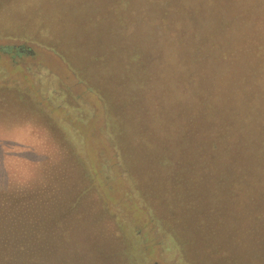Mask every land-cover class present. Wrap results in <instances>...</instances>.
I'll use <instances>...</instances> for the list:
<instances>
[{"label":"trees","instance_id":"trees-1","mask_svg":"<svg viewBox=\"0 0 264 264\" xmlns=\"http://www.w3.org/2000/svg\"><path fill=\"white\" fill-rule=\"evenodd\" d=\"M46 1L67 7L55 21L88 46L83 70L100 74L106 132L135 195L150 178L138 173L143 159L127 155L130 144L169 184L210 177L226 187L228 212L248 219L264 264V0ZM43 80L45 102L68 118L54 122L63 141L81 151L78 109L53 101L54 79ZM211 197L220 201L221 190ZM6 223L3 214L0 264H55L54 237L43 232L51 223L28 220L32 230L20 231Z\"/></svg>","mask_w":264,"mask_h":264},{"label":"rangeland","instance_id":"rangeland-1","mask_svg":"<svg viewBox=\"0 0 264 264\" xmlns=\"http://www.w3.org/2000/svg\"><path fill=\"white\" fill-rule=\"evenodd\" d=\"M46 2L0 0V216L6 224L20 231L32 230L28 220L51 223L43 232L54 237L55 264L61 257L64 264H259L256 235L242 213L228 212L224 185L206 175L198 181L194 172L190 187L169 184L166 171L148 167L143 150L124 143L128 156L143 159L138 173L150 178L135 195L106 132L100 74L83 70L88 46L74 44L55 21L67 7ZM45 78L54 79L53 101L61 97V105L79 111L71 123L82 136L81 151L54 124L68 118L45 102ZM216 189L220 201H212Z\"/></svg>","mask_w":264,"mask_h":264}]
</instances>
